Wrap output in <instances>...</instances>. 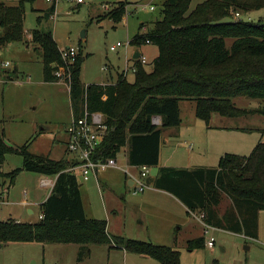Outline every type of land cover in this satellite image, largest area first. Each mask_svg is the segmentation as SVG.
I'll list each match as a JSON object with an SVG mask.
<instances>
[{
  "label": "trees",
  "instance_id": "trees-1",
  "mask_svg": "<svg viewBox=\"0 0 264 264\" xmlns=\"http://www.w3.org/2000/svg\"><path fill=\"white\" fill-rule=\"evenodd\" d=\"M24 3L25 0L14 6L0 3V47L24 41ZM129 6L128 2L119 3L99 18V23L106 19L121 22ZM190 7L191 0H167L162 8L163 19L155 23L154 29L141 34L147 27L141 24L130 45L140 48L149 40L158 47L159 56L151 72L135 60L133 83L121 74L115 84L85 86L80 79L84 63L80 49L75 60L65 63L53 33L33 30L30 43L42 51L45 82L69 87L73 118L83 117L86 109L105 117L106 136L94 160L117 159L128 147L130 166L157 167L163 131L181 126L182 100H195L196 115L208 126L213 114L232 118L264 114V110L241 109L233 103L242 97L264 100V0H206L191 12ZM50 10L55 14L57 0ZM260 11L263 16L257 23L234 19L235 13ZM228 40L233 41L230 46ZM57 72L62 75L57 76ZM154 117L162 118L161 127L153 124ZM5 137V131L0 129V167L10 154L21 156L23 164L11 173L0 170V177L10 179L12 184L24 172L57 179L50 197L40 205L43 217L39 222L0 221V246L114 243L127 253L160 264H182L178 250L113 237L106 220L88 218L81 183L66 171L71 166L68 159L34 155L28 146L8 145ZM154 186L177 197L190 213L203 215V222L210 227L236 233L247 230L249 236H256V230H248L257 228L258 215L264 211V142L249 156L224 154L216 168H161ZM224 197L232 205L221 214L219 207ZM206 241L204 236L192 240L189 248H205ZM89 254L85 247L79 261Z\"/></svg>",
  "mask_w": 264,
  "mask_h": 264
},
{
  "label": "rangeland",
  "instance_id": "rangeland-1",
  "mask_svg": "<svg viewBox=\"0 0 264 264\" xmlns=\"http://www.w3.org/2000/svg\"><path fill=\"white\" fill-rule=\"evenodd\" d=\"M22 1L0 0V3L14 6ZM81 1L57 0L54 14L50 12L53 3L48 0H25L24 41L0 47V129L5 131V141L13 147L28 146L32 154L52 160L73 158L67 149V130L73 119L71 97L66 85L45 82L42 51L30 43L33 30L51 31L60 49L68 46L80 49L84 58L80 79L85 86L102 85L111 80L115 83L119 79L118 75L124 71L127 80L133 83L135 71L131 60L135 47L130 45V41L140 31L142 23L148 30H141V34L154 29L155 23L163 19L162 8L167 0ZM204 1L191 0L189 12ZM121 2L130 3L121 22L106 19L99 23V18L117 8ZM151 7L155 10H151ZM46 14L48 17H45ZM262 16V11L251 12L242 15L241 20L257 23ZM232 42L228 40V45ZM117 43L123 46L112 52L110 48ZM141 47L148 62L146 69L151 72L159 56V49L155 44H144ZM233 103L241 109L264 110V100L261 99L242 97L234 99ZM180 112L182 124L170 129L171 135L167 137L170 144L162 149L160 169L163 165L175 168L171 165L188 163L191 169L199 166L216 168L222 156V153L218 154V149L226 143L216 133L220 125L232 129L234 139L229 141L230 148L244 155L249 156L260 142H264V114L235 118L213 114V129H208L209 126L196 115L195 100H182ZM209 130L212 132L208 133ZM180 135L201 142V147L195 146L192 151L194 144L187 140L186 144L181 145L185 140L178 141ZM177 145L181 146L172 158L171 151ZM204 146H208L209 150H205ZM124 154L125 149L120 154L118 164L129 168L132 175H137L138 169L127 166ZM22 164L21 156L10 154L0 170L11 173ZM158 169V166L152 167L151 175L156 174ZM124 170L99 172V181L92 179L89 182L82 181L78 173L80 183L84 184L81 194L87 217L106 220L111 236L171 247L181 253L182 264H264V211L258 215L257 228L248 230H256V236H249L247 230L236 233L215 227H210L205 234L207 228L198 212L190 213L181 200L158 188L172 197L155 193L151 187L135 195ZM44 179L41 175L24 172L12 184L10 179L0 177V221L39 222L42 212L37 201L47 193L41 186ZM51 183L55 186V181ZM25 200L27 204L23 205ZM231 205V200L224 197L219 207L220 213H224ZM30 210L34 214H30ZM203 236L207 240L213 237L215 246L210 248L207 245L202 249L191 250L189 242ZM85 247L90 250V254L80 262L79 257ZM0 264L160 263L127 253L114 243L89 246L8 243L0 246Z\"/></svg>",
  "mask_w": 264,
  "mask_h": 264
},
{
  "label": "built area",
  "instance_id": "built-area-1",
  "mask_svg": "<svg viewBox=\"0 0 264 264\" xmlns=\"http://www.w3.org/2000/svg\"><path fill=\"white\" fill-rule=\"evenodd\" d=\"M54 1L55 0H48V2L51 3H53ZM78 2L81 3L82 1L78 0ZM151 10H155V8L151 7ZM242 18L243 17L240 13L234 14V19L236 21H239ZM143 31L146 32L147 28H144ZM147 44H151V42L148 40ZM122 46V43H117L115 46H112L110 50L112 52H115L118 48ZM60 53L61 58L65 63L72 62L77 58L79 49L69 46L67 48L61 49ZM138 61L143 65L148 64L147 59L144 56H141ZM133 70L136 72L137 67L135 66ZM56 74L57 76L62 75L61 72H57ZM153 124L156 126H161L162 118L154 117ZM67 132L69 136L67 149L69 153L73 154V158L69 160L71 166L66 170L68 173L74 174L78 179L79 173L81 176V180L85 182L89 181L93 177H97L99 172H105L109 169L119 168L116 158H109L100 161L93 159L97 148L103 143L107 132L105 117L102 113H90L86 109L83 117L79 119H72V122L68 127ZM137 169V175H132L129 171V168H125L124 171L126 172L127 176L135 182V186L133 188L134 192L141 193L148 187L147 179L151 176V168L144 166ZM42 185L47 186L48 188L50 187L52 190L54 188V184H52L49 180L44 179L42 181ZM200 218L203 219V215H200ZM205 227L207 228L205 234H207L209 232L208 229L210 228V226L205 224ZM207 245L210 248H213L215 246L213 237L210 238V240L206 241V246Z\"/></svg>",
  "mask_w": 264,
  "mask_h": 264
},
{
  "label": "crops",
  "instance_id": "crops-1",
  "mask_svg": "<svg viewBox=\"0 0 264 264\" xmlns=\"http://www.w3.org/2000/svg\"><path fill=\"white\" fill-rule=\"evenodd\" d=\"M143 24V23H142ZM145 28H147V27H145ZM147 30H148V28H147ZM147 46L148 45H152V44H146ZM69 47V46H68ZM63 49V48H62ZM136 49V48H135ZM135 49H134V52H135ZM139 51H140V53H141V56H144L145 57V55H144V51L142 50V47H140L139 48ZM134 52H133V54H134ZM147 59V58H146ZM136 59H133V57H132V60H131V63H132V67L134 68L135 66H136V61H135ZM129 64L128 65H130V62H128ZM147 65V64H146ZM111 74V73H110ZM123 74H125V76H126V78H127V74H126V71H124L123 72ZM120 75L121 74H119L118 76L120 77ZM111 78L113 79V77H112V74H111ZM118 81V80H117ZM116 83V82H115ZM112 80L109 82V83H105V84H115ZM180 114H181V112H180ZM72 115H73V113H72ZM213 116V115H212ZM211 122H212V118H211V121H210V124H209V128L208 129H213V126H212V124H211ZM182 124V123H181ZM159 127H161V126H159ZM219 132H216V133H219L218 135L222 138V139H224V141L223 142H226V143H224V144H222L220 147H219V149H218V154L220 153H222V156L224 155V154H226V153H232V154H238V155H244L243 153H239L238 151H234V150H232V148H230V143H229V141L231 140V139H234V138H232L233 136L231 135V134H234V133H232L231 131H232V129L230 128V127H225V126H223V125H220L219 127ZM210 132H212L211 130H209L208 131V133H210ZM171 135V131H170V129H168V130H165V131H163V137H162V147H161V152H160V162H159V165H158V171H157V173L156 174H153V175H151V176H154V177H158V175H159V170H161L160 169V164H161V159H162V149H163V147L164 146H169V144H170V141H169V139L167 138L168 136H170ZM207 140H208V137H209V134H207ZM216 138V137H215ZM210 139V138H209ZM182 140H185V141H183L184 143H182L181 145H184V144H186L187 142H186V140L187 141H190L192 144H194V146L191 148V150L193 151L194 149H195V146H199L200 145V147H201V145H202V143L201 142H197V140H193V138H189V139H187L186 137H182L181 135H180V137H179V140L178 141H182ZM191 140H193L194 142H192ZM181 145H177L176 147H174V149L171 151V157L172 158H174L175 157V155H176V152H177V150H178V148H179V146H181ZM224 145H226V146H224ZM125 149V154H124V159H125V161L127 162V166L128 167H132V166H130L129 165V163H128V147H126V148H124ZM204 149L205 150H209V147L208 146H206V148H205V146H204ZM253 150V149H252ZM123 151V150H122ZM220 151V152H219ZM234 152H236V153H234ZM122 153V152H121ZM121 153H119L118 154V156H117V162L119 161V159H120V154ZM244 156H247V155H244ZM66 159H68V158H66ZM68 160H70V159H68ZM187 164V163H186ZM126 166V167H127ZM172 167H175V168H189V169H191V167H190V165H189V163L187 164V165H179V166H173V165H171ZM118 167L119 168H117V169H125V168H123V166H120L119 164H118ZM125 167V166H124ZM164 167H168L167 165H163V167L162 168H164ZM199 167H206V168H208L207 166H199ZM134 168H137V167H134ZM197 168V167H196ZM128 169V168H127ZM131 173V172H130ZM46 179L45 180H51V181H55L56 182V179H57V177H45ZM92 179H94V181H99V175H97V177H93V178H91L90 180L92 181ZM79 180V179H78ZM89 180V181H90ZM126 180H127V182L129 183L130 181H133L130 177H128L127 176V178H126ZM88 181V182H89ZM41 186L43 187V188H45L47 191V193L44 195V197L42 198V199H40L39 201H37V204H39V205H42L44 202H46L47 201V199L50 197V195H51V193H52V189L51 188H48L47 186H43L42 184H41ZM84 186V184L82 183L81 184V188ZM131 187V186H130ZM151 187V189H152V191H155V193H159L160 195H166L167 197H172V195H170L169 193H166V192H164V191H161V190H158L154 185L153 186H150ZM132 188V190H133V186L131 187ZM145 191V190H144ZM143 191V192H144ZM133 193L135 194V195H137V194H139V193H135L134 192V190H133ZM142 193V192H141ZM82 201H83V199H82ZM23 205H26L27 204V201L25 200L23 203H22ZM83 205H84V203H83ZM85 208V207H84ZM85 212H86V209H85ZM30 214H34V212L32 211V210H30ZM200 221V220H199ZM17 222H19V221H17ZM207 240V239H206Z\"/></svg>",
  "mask_w": 264,
  "mask_h": 264
},
{
  "label": "water",
  "instance_id": "water-1",
  "mask_svg": "<svg viewBox=\"0 0 264 264\" xmlns=\"http://www.w3.org/2000/svg\"><path fill=\"white\" fill-rule=\"evenodd\" d=\"M86 36V34L84 33L83 34V37H85ZM141 57V53H140V51H139V48H136L135 49V52H134V54H133V59H139ZM155 182H156V177H154V176H150L148 179H147V186L148 187H150V186H153L154 184H155ZM129 186H135V182L134 181H130L129 182Z\"/></svg>",
  "mask_w": 264,
  "mask_h": 264
}]
</instances>
